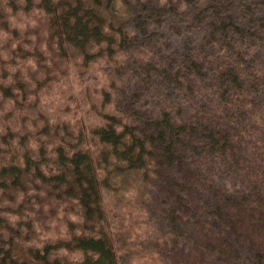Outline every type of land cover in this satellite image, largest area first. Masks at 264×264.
<instances>
[{"label":"trees","instance_id":"16d2710c","mask_svg":"<svg viewBox=\"0 0 264 264\" xmlns=\"http://www.w3.org/2000/svg\"><path fill=\"white\" fill-rule=\"evenodd\" d=\"M2 122L0 264H264V0H0Z\"/></svg>","mask_w":264,"mask_h":264},{"label":"rangeland","instance_id":"374dc122","mask_svg":"<svg viewBox=\"0 0 264 264\" xmlns=\"http://www.w3.org/2000/svg\"><path fill=\"white\" fill-rule=\"evenodd\" d=\"M37 30L39 31V26H36ZM104 65H109L108 62H105ZM97 75V74H96ZM21 120V119H20ZM3 126H4V122H2V126L0 127V131H4L3 129ZM152 188V187H151ZM27 206H30V205H27ZM30 214H33V215H38V213L36 212V210L32 209L31 208V212H29ZM138 220H143V222L146 224V226H144V230H141L142 232V239H146L148 238L147 240H145L146 244L150 245V247H147L144 243H142V239L138 238L135 234H132V232H127L126 234L124 235H128V237H130L129 239H125L126 236H123V249H125L127 252H130L131 254H129V256L131 255H142V258L144 259L141 264H146L147 263V260L150 261V264H153L157 258H155L154 256H152V254L150 253L149 254V248H153L152 247V244L150 242V237L149 235L152 233H145L146 229L148 228V226L150 225V217H146V218H142V217H139ZM23 226H26L25 224L21 225V228H23ZM46 227V226H45ZM142 229H143V226H141ZM140 225H137V228H141ZM52 229H54L55 231H58L59 228H57L56 226H52L51 227ZM148 230V229H147ZM41 232H45V228H38L37 229V232L35 234L37 235H40V236H43ZM133 243H135V245H132ZM166 252V254L168 256H171V254H169V250H164ZM164 255V254H163ZM172 258L173 257V254H172Z\"/></svg>","mask_w":264,"mask_h":264}]
</instances>
